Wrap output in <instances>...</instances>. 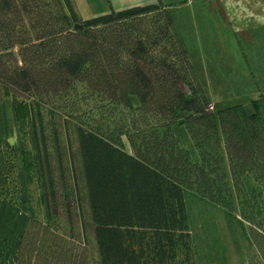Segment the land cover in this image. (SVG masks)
I'll return each instance as SVG.
<instances>
[{"label": "rangeland", "instance_id": "374dc122", "mask_svg": "<svg viewBox=\"0 0 264 264\" xmlns=\"http://www.w3.org/2000/svg\"><path fill=\"white\" fill-rule=\"evenodd\" d=\"M10 1L0 6V202L8 209L6 220L0 222V255L8 251L7 262L0 264H100L78 150L80 124L68 113L81 115L85 129L109 134L125 151L145 154L167 172L169 157L163 156L162 165L158 153L140 146V137L115 131L119 121L127 125L135 121L137 128L144 121L154 122L145 109L128 111L80 85L76 91L58 93L48 90L47 84L38 94L17 86L11 79L24 65L19 42L37 41V33L61 24L62 17L56 0ZM75 1L83 15L103 8L99 0H90V5L89 0ZM159 3L171 6L175 23L169 21L167 6L157 4L152 11L98 28L100 37L113 43L104 50L114 52L112 63L119 67L116 82L124 79L120 67L133 63L146 67L147 81L170 82L173 77H159V70L162 74L167 63L175 69L183 66L174 25L178 24L194 58L204 60L210 67L206 71L220 74L222 79L211 89L233 97L222 103L208 100L204 110L210 116L201 119L198 113L179 112L167 133L173 155L202 169L200 174L196 168L191 170L192 189H184L189 237L180 242L176 259L181 264H264V0ZM81 22L71 21V25ZM68 43L60 50L67 51ZM141 43L145 51L137 48ZM45 48L48 53L49 44ZM129 49L136 53L131 55ZM35 62L40 69L49 68L53 60L46 54ZM107 63L103 56L100 64ZM250 72L257 77L256 86ZM188 78L205 93L196 72ZM183 90L191 97L187 88ZM130 98L133 107H139L138 95ZM247 102L249 111L244 107ZM228 108L222 118L228 121L224 129L217 113ZM251 115L255 121L246 117ZM194 176L199 177L198 183Z\"/></svg>", "mask_w": 264, "mask_h": 264}, {"label": "trees", "instance_id": "16d2710c", "mask_svg": "<svg viewBox=\"0 0 264 264\" xmlns=\"http://www.w3.org/2000/svg\"><path fill=\"white\" fill-rule=\"evenodd\" d=\"M56 1L62 17L61 24L51 27L45 34L41 33L40 28L37 29L40 32L35 35V42L29 39L18 41L22 46L24 65L17 68L18 71L11 80L23 90L36 94L43 93L47 84L48 90L58 93L70 88H75L73 91H76V86L80 85L89 93H102L109 103L122 104L123 109H145L146 113L155 117L154 122L144 121L143 127L137 128V123L131 120L128 125L116 122L114 128L118 135L124 133L130 138L140 137V146L145 152L151 150L158 153L162 165L163 156L169 157L165 165L170 167L171 173L168 172L171 177L168 176L167 169L157 168L154 165L156 161H148L145 154H130L112 141L109 134L85 129L83 123L86 121L81 115H67L80 124L76 128L78 150L100 264H181L176 259V253L182 239L187 240L189 237L184 189L185 186L192 189L193 181L191 176L189 178L191 170L196 168L200 174L202 169L194 162H184L173 155L167 133L176 122L179 112L198 113L200 119L205 115L210 116L204 110L208 99L203 89L188 78H194L195 72L187 61L189 58L186 50L176 33L183 66L175 69L168 63L164 64V71L161 74L159 70V77H173L168 83L167 80L158 83L147 81L144 77L147 74L146 67L135 63L120 67L119 73L124 79L118 83L115 73L119 67L116 68L112 63L114 52L104 50L105 45L107 49L113 43L101 38L98 28L152 11L157 8V4L110 11L72 26V20L64 12L60 0ZM10 2L0 0V6H7ZM168 18L171 22L169 15ZM49 37L50 40L45 41ZM65 41H69L66 44L67 51H61L60 47ZM48 44L46 53L45 47ZM137 48L145 51L143 43ZM135 51L136 49H129L131 55ZM46 54L52 56L53 60L49 68H35L36 58H45ZM103 56L109 62L105 66L100 64ZM134 77H138L139 81L134 80ZM44 79H48L49 83ZM131 79L134 84L128 82ZM184 87L191 92V97H187ZM131 94L138 95L139 107H133ZM57 107L60 109V105ZM230 110L228 108L217 113L224 129L228 121L225 122L222 118ZM246 117L255 121L254 115ZM212 127L216 128V123H212ZM251 136L253 139L257 138L254 133ZM198 176H194V183H198Z\"/></svg>", "mask_w": 264, "mask_h": 264}, {"label": "crops", "instance_id": "0c3cea01", "mask_svg": "<svg viewBox=\"0 0 264 264\" xmlns=\"http://www.w3.org/2000/svg\"><path fill=\"white\" fill-rule=\"evenodd\" d=\"M100 1V4L103 6V8H101L100 10H94L90 15H83L81 14L78 9L76 8V1L75 0H60L61 4L63 5V7L65 8L67 14L69 15V17L71 18L72 21H77V20H84V19H87V18H90V17H93V16H97V15H101V14H105V13H109L110 11H118V10H122V9H126V8H129V7H133V6H142V5H147V4H161V5H164V6H167L169 4H162V3H159V0H99ZM90 0L89 2H87V4L90 5ZM172 5V4H171ZM205 8H207L208 4L205 3ZM171 6H167L168 10H169V13L171 15V18L173 20V23H175V19L173 18V15L171 14L172 13V10L170 8ZM178 8V7H177ZM191 13L194 12V10H190ZM206 12H209L212 16H215V14L211 13L209 9L206 10ZM220 17V20L223 22L222 25H224V21L222 20V15H218ZM221 22V23H222ZM175 27H176V31L177 34L179 35V38L186 50V53H187V56L197 74V76L199 77V79L201 80V84L203 85V88H204V91H205V94L209 100V102H213V103H222L224 101H230V100H233V97L232 96H224V95H221V94H218V92H214L213 89H211V86H214L215 83L222 79V78H219L218 76L220 74H216L215 71L213 72H210V67H208L201 59V57L199 58H194L189 46L187 45V42L185 41V38L183 37L180 29H179V26L178 24H174ZM221 25V27H222ZM218 28L220 27L217 26ZM203 52V51H202ZM197 54H200L199 52H197ZM205 67V68H204ZM206 69H209L206 71ZM249 77L254 80V86H256L257 84V77L255 76V74H253L252 72H250L249 74ZM254 75V76H253ZM210 86V87H209ZM239 94V93H237ZM253 99L249 100V102L252 103ZM251 107V104L250 103H246L244 105L245 107V110L249 111L250 109L248 107ZM228 107V106H227ZM221 108V106H220ZM128 152V151H127ZM129 153V152H128ZM131 154V153H130ZM86 187V186H85ZM7 207H5L4 205H2V203L0 202V222L4 220H6L7 218V215H8V211H7ZM0 245H1V241H0ZM5 256H1L0 255V262L1 263H6L7 260H6V255L8 253V251H5Z\"/></svg>", "mask_w": 264, "mask_h": 264}]
</instances>
